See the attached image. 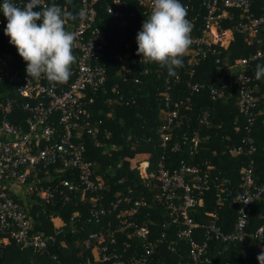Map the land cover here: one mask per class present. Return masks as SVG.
Wrapping results in <instances>:
<instances>
[{
    "label": "built area",
    "instance_id": "built-area-1",
    "mask_svg": "<svg viewBox=\"0 0 264 264\" xmlns=\"http://www.w3.org/2000/svg\"><path fill=\"white\" fill-rule=\"evenodd\" d=\"M98 0H79L76 23L67 25L66 30L76 33L74 50L76 51L74 73L70 82H50L43 76L39 79L26 74V63L17 52L0 53L2 60L15 61L16 65L9 73L0 72V84L3 78L12 86V96H2L0 93V245L13 242L24 249L33 252L45 251L55 241L54 236L65 229L72 231V218L77 217L73 212L68 221L59 217H51L52 234H31L32 222L27 217L22 205L12 200L4 192V187L10 190L12 184L21 187V200L30 197L37 198L43 204H50L57 195L62 204H67L71 194L79 193L78 202H85L86 193H95L100 187L99 179L93 175L95 163L85 158V148L81 143L83 137L98 140V122L89 119V105L92 104V95L102 89L106 81L105 69L101 64L104 34L93 27L95 21L94 6ZM151 10V0H132ZM17 6L23 7L27 0H12ZM204 16L200 34L191 36V45L184 54L196 64L198 59L205 55H215L214 47L225 48L231 40L232 33L244 36L246 45H252L253 40L258 46L254 53L247 57L237 58L232 62L214 60V70L218 78L209 83H193L190 92L197 93L205 89L212 99L235 95L238 113L241 114L249 127L252 123V109L255 107L257 85L245 71L250 62L264 61V14L255 16L250 12L248 0H203ZM40 7H46L45 0H41ZM122 0H112L105 6V11L117 19L121 16ZM232 12H237L236 17ZM231 23V28L223 29L222 21ZM141 29V28H140ZM140 31V30H139ZM118 43L125 51L136 45V38L127 39L125 35L118 37ZM12 46V45H11ZM128 54V53H127ZM121 60V57L118 58ZM144 62V61H143ZM147 63V62H144ZM144 67L141 75L148 73ZM121 81L132 79V69L123 68L120 72ZM178 81V76L173 78ZM168 81L164 80L167 89ZM9 94V93H8ZM183 103L181 100H172L168 94L163 95V124L157 130L159 148L165 152H182L188 146L189 155L200 142L195 132L188 138L185 133L178 138L175 129L181 124L178 114ZM26 114L25 120L17 121L13 114L14 109ZM207 114L199 118V123L206 125ZM247 128V132H248ZM206 139V138H205ZM245 145L230 147V155H248L255 152L253 139L245 138ZM139 166V165H138ZM143 179L154 177L156 192L153 187H147L151 196L133 198L131 195L117 199L109 206L98 205L99 196L88 200L86 222L99 227L98 230L86 234L81 241L80 253L88 255L81 264H163L153 257V246L148 241V224L153 223V215L162 217L161 225L179 226L175 232L176 240L187 242V254L192 264H208L204 257L206 241L214 240L223 244L227 249L230 243L250 242L257 240L256 248L264 249V225L254 232H246L247 207L254 201L260 200L264 194V175L257 182L253 176L252 160L243 169L242 181L238 191L230 187H214L216 189V203H222V197L228 198L236 206L234 226L231 231L222 232L218 225V217L211 214V221L204 228L206 239L200 243L193 240V222L189 214L202 206V194L209 189L205 174L200 177L198 167L179 160L172 169L166 168L164 156H160L154 174H147V163L139 169ZM72 175V178L60 180L57 186L37 187L36 182H50L49 173ZM42 175V179L38 176ZM227 182L223 181V184ZM130 193V191L128 192ZM142 210H148L142 213ZM124 237L119 243L118 238ZM161 239L165 237L161 233ZM137 239L142 248L140 255L128 254L130 244L128 239Z\"/></svg>",
    "mask_w": 264,
    "mask_h": 264
},
{
    "label": "trees",
    "instance_id": "trees-1",
    "mask_svg": "<svg viewBox=\"0 0 264 264\" xmlns=\"http://www.w3.org/2000/svg\"><path fill=\"white\" fill-rule=\"evenodd\" d=\"M112 0H98L94 6L95 21L93 27L98 28L104 34L105 45L101 64L105 69L106 81L102 89L92 95V104L89 105V119L98 122V140L87 137L81 139L85 148V158L95 163L93 175L99 179L100 187L95 193H86L85 202H78L79 193L71 194L67 204H62V199L55 195L50 204H43L37 198L30 197L21 200L11 190L4 187L8 196L22 205L27 217L32 222L31 234H52L51 217H59L68 221L73 212L78 216L72 218L73 227L65 229L59 235L54 236V243L45 251L33 252L24 249L13 242L0 245V264H81L87 252L82 256L77 255L82 251L81 241L86 234L96 231L99 227L86 222V210L89 208L88 200L99 196L98 205L109 206L124 196L133 198L143 196L148 199L151 196L147 187H153L151 192H156L154 177L143 179L137 164L147 163V174L154 176L160 156H164L166 168L172 169L179 160L198 167L197 174L206 176L209 187L202 194V206L189 214L194 228L193 240L200 243L206 239L204 228L211 221V214L218 217V225L222 232L232 230L235 221L236 206L228 198L222 197V203H216V189L214 187H230L238 191L242 181L243 169L252 160L253 176L256 181H261L264 175V78H255L257 64L264 65V61L256 60L248 63L245 73L252 77L257 85L255 94V107L252 109V123L248 127L245 118L238 113L235 95L212 99L205 89L197 93L190 92V85L197 83H209L218 78L214 70V60L232 62L237 58L247 57L255 52L258 46L253 40L252 45H246L244 36L232 33L231 40L225 48L214 47L217 54L205 55L204 59H198L197 63L191 62L189 56H183V67L177 69L178 81L168 75L167 69L156 63H144L140 56L136 55L137 44L125 51L118 43V37L125 35L127 39L135 37L139 32L142 22L149 16V11L144 5L132 0H122L121 16L112 18L105 11V6ZM250 12L255 16L264 14V0H248ZM46 6L60 5L69 12L72 19L67 25L76 23L79 0H45ZM187 8V19L192 25L191 36L200 34L202 17L204 16L203 0H180ZM3 0H0V5ZM20 7V6H19ZM39 10V9H37ZM237 12H232L236 17ZM39 23V22H38ZM7 20L0 13V53L11 52L14 55L17 50L9 43V38L4 35ZM223 29L231 28V23L222 21ZM128 53V54H127ZM73 55L76 51L73 48ZM121 57V60L118 58ZM141 60V61H140ZM17 60H2L0 72L9 73L10 69L17 67ZM74 64L71 66L73 78ZM131 68L133 76H137L138 82L132 79L121 81L120 72L123 68ZM148 68L146 75L140 71ZM167 79V89L164 80ZM12 86L3 78L0 84L2 96H12ZM9 93V94H8ZM168 94L172 100H181L183 105L178 114L181 116V124L175 129L178 138L185 133L188 138L197 132L200 142L196 149L189 155V147L185 146L182 152H165L159 148L157 130L163 124V95ZM206 113V125L199 123V118ZM17 121L25 120L26 114L19 109H14ZM248 128V132H247ZM253 139L255 152L251 155H230L228 149L238 145H245V138ZM206 138V139H205ZM142 168V164H139ZM50 182H36L37 187L57 186L60 180L72 178L67 172L49 173ZM42 175L38 176L42 179ZM223 181L226 183L223 184ZM130 191V193H128ZM148 210H142L145 213ZM246 232H254L264 225V194L260 200L252 202L246 210ZM162 217L153 215V223L148 224V241L153 246V257L163 264H192L187 254V242L176 240L175 232L179 226L161 225ZM165 237L161 239V233ZM119 243L126 240L123 236L118 238ZM130 251L139 256L142 248L137 239H128ZM257 240L242 243H230L227 249L223 244L214 240H207L204 257L208 264H258L257 256L260 254L256 248ZM264 245V237L262 240Z\"/></svg>",
    "mask_w": 264,
    "mask_h": 264
},
{
    "label": "clouds",
    "instance_id": "clouds-1",
    "mask_svg": "<svg viewBox=\"0 0 264 264\" xmlns=\"http://www.w3.org/2000/svg\"><path fill=\"white\" fill-rule=\"evenodd\" d=\"M40 2L27 0L19 7L12 0H3L0 13L7 20L4 35L26 63L27 76H43L50 82L63 83L70 78L76 60V33L66 30L72 16L60 5L53 3L41 8ZM191 31L187 8L180 0H151L149 16L136 34V55L144 62L166 68L168 75L175 77L191 45ZM255 78H264V65H256ZM257 261L264 264V249Z\"/></svg>",
    "mask_w": 264,
    "mask_h": 264
},
{
    "label": "rangeland",
    "instance_id": "rangeland-1",
    "mask_svg": "<svg viewBox=\"0 0 264 264\" xmlns=\"http://www.w3.org/2000/svg\"><path fill=\"white\" fill-rule=\"evenodd\" d=\"M138 165H139V163L137 164V167H139ZM139 169L141 170L140 167H139ZM137 170H138V168H137ZM11 186L12 187H10V190H12L17 196L21 195V187H18V185H16V184H12Z\"/></svg>",
    "mask_w": 264,
    "mask_h": 264
},
{
    "label": "crops",
    "instance_id": "crops-1",
    "mask_svg": "<svg viewBox=\"0 0 264 264\" xmlns=\"http://www.w3.org/2000/svg\"><path fill=\"white\" fill-rule=\"evenodd\" d=\"M139 164H142V165H143V167H144V164H145V162H142V163H139Z\"/></svg>",
    "mask_w": 264,
    "mask_h": 264
},
{
    "label": "bare ground",
    "instance_id": "bare-ground-1",
    "mask_svg": "<svg viewBox=\"0 0 264 264\" xmlns=\"http://www.w3.org/2000/svg\"><path fill=\"white\" fill-rule=\"evenodd\" d=\"M142 167H143V165H142Z\"/></svg>",
    "mask_w": 264,
    "mask_h": 264
}]
</instances>
